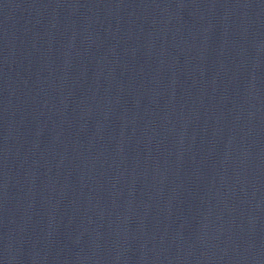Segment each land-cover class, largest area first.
Returning <instances> with one entry per match:
<instances>
[{
  "label": "water",
  "instance_id": "95a60500",
  "mask_svg": "<svg viewBox=\"0 0 264 264\" xmlns=\"http://www.w3.org/2000/svg\"><path fill=\"white\" fill-rule=\"evenodd\" d=\"M0 264H264V0H0Z\"/></svg>",
  "mask_w": 264,
  "mask_h": 264
}]
</instances>
